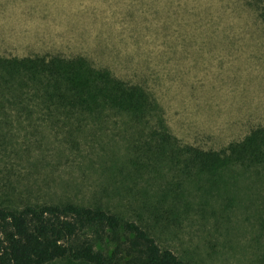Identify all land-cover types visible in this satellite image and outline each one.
I'll list each match as a JSON object with an SVG mask.
<instances>
[{
	"label": "rangeland",
	"instance_id": "374dc122",
	"mask_svg": "<svg viewBox=\"0 0 264 264\" xmlns=\"http://www.w3.org/2000/svg\"><path fill=\"white\" fill-rule=\"evenodd\" d=\"M58 56H82L141 85L159 112L144 123L110 109L45 117L22 104L11 79L4 84L14 60ZM163 125L175 140L164 148L176 156L154 160L149 134ZM257 127V0H0V207H98L140 224L190 264H264V176L235 168L181 175L174 164L189 156L185 147L219 150Z\"/></svg>",
	"mask_w": 264,
	"mask_h": 264
},
{
	"label": "trees",
	"instance_id": "16d2710c",
	"mask_svg": "<svg viewBox=\"0 0 264 264\" xmlns=\"http://www.w3.org/2000/svg\"><path fill=\"white\" fill-rule=\"evenodd\" d=\"M257 1L264 23V0ZM13 65L4 84L11 79L22 104L40 109L45 117L56 118L57 112L68 117L97 116L110 109L144 123L151 111L159 112L144 87L116 77L107 68H96L82 56L22 58ZM163 128L162 133L149 134L152 142L147 151L154 160L176 156L164 148H171L175 140ZM185 148L189 156H177L181 160L174 162L181 164V175L235 168L264 176V127L219 150ZM65 258L85 264H190L161 249L140 224L102 208L74 203L19 210L0 207V264H49Z\"/></svg>",
	"mask_w": 264,
	"mask_h": 264
}]
</instances>
